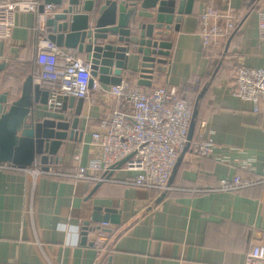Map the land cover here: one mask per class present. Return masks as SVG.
<instances>
[{
	"label": "crops",
	"instance_id": "0c3cea01",
	"mask_svg": "<svg viewBox=\"0 0 264 264\" xmlns=\"http://www.w3.org/2000/svg\"><path fill=\"white\" fill-rule=\"evenodd\" d=\"M82 1L78 13H84ZM93 1V11L86 14L95 19L103 2ZM116 1L139 7L143 0ZM62 2L66 6L68 0ZM261 6L258 0H194L190 14L170 25L167 64L148 87L137 84L141 56L134 50L127 54L123 81L142 90L175 88L196 110L192 139L202 135L213 140L210 157L182 151L170 189L161 194L132 186L135 173L122 168L96 173L105 178L102 182L75 178L79 167L99 159L92 133L110 115L92 95L83 100L74 140H67L56 161L45 166L53 174L36 176L33 167L0 170V264H244L253 247L264 246V183L232 193L218 190L222 180L264 170V99L256 111L253 103L231 92L238 66L264 69V42L257 31ZM206 7L230 11L236 25L229 37L204 48L198 33ZM155 14L149 10L146 21ZM36 27V14L17 13L11 37L0 41V93L9 91V101L20 96L26 77L38 71ZM77 57L86 59L83 53ZM76 107L74 102L58 114L38 109L35 118L70 123ZM106 209L115 210L110 217L118 220L109 219L102 227L104 222L94 221L93 215L104 216ZM96 240L101 249L94 246Z\"/></svg>",
	"mask_w": 264,
	"mask_h": 264
},
{
	"label": "built area",
	"instance_id": "2783aa9c",
	"mask_svg": "<svg viewBox=\"0 0 264 264\" xmlns=\"http://www.w3.org/2000/svg\"><path fill=\"white\" fill-rule=\"evenodd\" d=\"M255 0H249L252 2ZM257 1V0H256ZM257 12V31L264 42V0ZM43 6V12L39 8ZM65 4L44 6L39 0H0V41L11 37L17 13H33L37 17V44L35 76L40 89L47 92L48 99L39 110L58 114L63 98L89 100L97 96L110 115L100 123L101 129L92 133L93 146L99 150V159L91 161L89 167H79L75 178L102 182L103 176L120 161L125 160L120 169L135 173L130 181L132 186L165 193L170 189L169 180L180 153L188 143V131L192 119V105L181 98L173 87L162 86L142 90L123 81L116 86H104L91 75L90 63L77 57L73 50H63L47 40L48 29L45 22L59 13ZM236 16L230 11H219L206 7L200 14L199 37L205 48L226 39L235 29ZM231 92L242 101L257 105L264 99V69L238 66L231 78ZM214 142L202 135L189 142L188 150L193 155L206 158L213 153ZM36 176L53 174L43 170L36 163L29 170ZM16 169L11 165H0V170ZM264 183V170L249 177L236 175L230 180H222L218 190L237 192ZM107 223L102 224L106 227ZM100 235H103L99 232ZM97 249L102 242L94 241ZM244 264H264V246H255L247 254Z\"/></svg>",
	"mask_w": 264,
	"mask_h": 264
},
{
	"label": "water",
	"instance_id": "95a60500",
	"mask_svg": "<svg viewBox=\"0 0 264 264\" xmlns=\"http://www.w3.org/2000/svg\"><path fill=\"white\" fill-rule=\"evenodd\" d=\"M99 2L103 3L97 8L94 19L86 14L93 11V0L82 1L80 10L84 13H78L80 0H68L59 13L45 22L47 40L58 48L85 54L92 77L108 86L122 82V74L128 64L127 54L134 50L142 61L137 84L150 86L153 74L167 64L165 58L169 56L171 44L165 37L170 25L173 22L179 24L183 15L190 14L194 0H143L139 7L124 1ZM61 4L62 0H43L44 6ZM153 9L156 14L149 23L146 19L150 18L145 14ZM42 12L43 6L39 8V13ZM9 95V91L0 93V165L8 164L24 170L38 161L46 170L48 163L56 161L61 146L67 140H74L83 100L63 98V110L77 103L76 117L69 123L35 118L38 107L47 103L48 94L40 89L32 75L24 80L18 98L9 101ZM195 118L196 110L193 111L188 143L183 152L188 150L192 140ZM124 162L120 161L110 172L120 168ZM105 212L104 216L96 213L93 220L106 223L111 219L117 223L118 217H110L115 210L106 209ZM83 234L87 236V232Z\"/></svg>",
	"mask_w": 264,
	"mask_h": 264
},
{
	"label": "clouds",
	"instance_id": "9594fccd",
	"mask_svg": "<svg viewBox=\"0 0 264 264\" xmlns=\"http://www.w3.org/2000/svg\"><path fill=\"white\" fill-rule=\"evenodd\" d=\"M59 227L60 226H58V230H59ZM73 230L78 232V228H74ZM69 243H70L71 246H75V244L78 243V238L76 240H73V241L69 242Z\"/></svg>",
	"mask_w": 264,
	"mask_h": 264
},
{
	"label": "trees",
	"instance_id": "16d2710c",
	"mask_svg": "<svg viewBox=\"0 0 264 264\" xmlns=\"http://www.w3.org/2000/svg\"><path fill=\"white\" fill-rule=\"evenodd\" d=\"M189 102V101H188ZM192 104V103H191Z\"/></svg>",
	"mask_w": 264,
	"mask_h": 264
}]
</instances>
